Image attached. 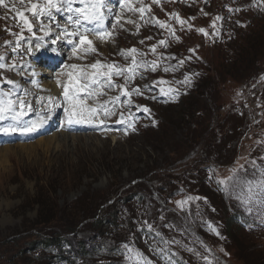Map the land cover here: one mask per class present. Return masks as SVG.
<instances>
[{
    "label": "rangeland",
    "instance_id": "374dc122",
    "mask_svg": "<svg viewBox=\"0 0 264 264\" xmlns=\"http://www.w3.org/2000/svg\"><path fill=\"white\" fill-rule=\"evenodd\" d=\"M178 1L155 8L147 24L137 9L126 11L130 29L97 46L99 61L68 58L53 3L0 0L1 85L38 96L12 69L26 52L13 41L32 29L63 57L52 71L64 95L38 104L54 106L57 120L64 110L68 123L94 127L27 141L0 130V148L11 147L0 153V264H264V231L251 229L264 194V0H246L256 16L248 26L226 12L230 0ZM228 28L237 34L230 44ZM139 60L148 69L140 61L129 78L121 74ZM175 96L179 105L163 104ZM121 114L139 116L130 128L117 123ZM141 193L146 204L133 205L134 221L125 222L123 202ZM113 210L122 227L94 230L93 216ZM39 212L51 222L40 224ZM55 237L57 245L39 243Z\"/></svg>",
    "mask_w": 264,
    "mask_h": 264
},
{
    "label": "trees",
    "instance_id": "16d2710c",
    "mask_svg": "<svg viewBox=\"0 0 264 264\" xmlns=\"http://www.w3.org/2000/svg\"><path fill=\"white\" fill-rule=\"evenodd\" d=\"M229 46L230 45L227 46V49H229ZM209 66H210V64H209ZM196 110L197 109L192 111L191 119L193 117H195V120H198V116L200 115V111L196 112ZM187 116H189V115L186 114V117ZM147 200H148V197H146L145 194H142V193H141V195L140 194L139 195H137V194H133L132 195L131 194V197L128 200L123 202L125 205H127V206L129 205V208L126 211L127 215L124 213L121 216V217L124 218V221L128 222V223H130V221H132V220L134 221V210L132 209V206L133 205L143 206L144 204H146ZM128 201H129V204H128ZM37 205L39 207H43L44 203H42L40 200H37ZM156 211H157V208H155V209L153 208L151 213L153 214ZM41 215H42V212L41 213L39 212V215H38L39 218L38 219H39V223L40 224L45 225V224L51 222L52 219H41L42 218ZM154 215L157 216L156 214H154ZM121 217H120V215L118 216V214L116 213L115 210H113V211H111L109 217H107V218H100V217H98L96 215L93 216V220H92V222L90 224H93L92 226L94 227V230L99 231L100 233H103L106 230V228L109 227V226H113L114 225V226H121L122 227L121 224H122V219L123 218H121ZM119 220L121 222H118ZM128 223H123V227L127 228L128 226L132 225V224L129 225ZM59 241H60L59 237H55V238H41V241L39 243H43L45 245H57Z\"/></svg>",
    "mask_w": 264,
    "mask_h": 264
},
{
    "label": "bare ground",
    "instance_id": "6f19581e",
    "mask_svg": "<svg viewBox=\"0 0 264 264\" xmlns=\"http://www.w3.org/2000/svg\"><path fill=\"white\" fill-rule=\"evenodd\" d=\"M230 5L226 6V12H228V10L231 11V14H233L234 16H240L243 19L247 20L246 21V26H248L249 24H251V20L256 17L254 14L250 13L249 11V6H251L248 2L246 4V0H230L229 1ZM108 5H111L112 2L107 1ZM224 6V4L221 6V8ZM223 12V11H222ZM244 24L243 22H241V25ZM228 32L231 36H235L236 33L233 31V29L228 28ZM32 50L36 53V54H40L41 53V47L40 46H36V45H31ZM47 58L49 59V61L51 63L55 62L57 59V56H55L54 51L52 52H48L46 54ZM36 77H38V75H36ZM46 87L49 88V91L51 94H58V90L57 87L55 86V84H46ZM169 107V106H168ZM59 136H68V135H58L55 134L54 137H59ZM69 137V136H68ZM72 138H77V137H72ZM48 142L47 139L42 138L39 139L38 143H45ZM65 144V143H64ZM19 146V145H18ZM11 149V147H6V148H0V153L3 152L4 150L9 151Z\"/></svg>",
    "mask_w": 264,
    "mask_h": 264
}]
</instances>
